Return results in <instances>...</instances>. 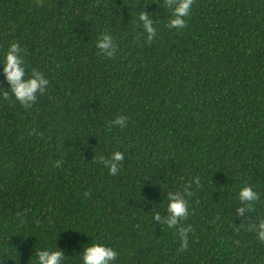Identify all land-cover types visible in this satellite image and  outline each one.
I'll return each mask as SVG.
<instances>
[{"label": "trees", "instance_id": "16d2710c", "mask_svg": "<svg viewBox=\"0 0 264 264\" xmlns=\"http://www.w3.org/2000/svg\"><path fill=\"white\" fill-rule=\"evenodd\" d=\"M166 3L0 0V60L16 43L26 76L49 81L29 107L0 99V264L55 247L80 264L92 242L112 264H264V0H193L182 29ZM104 33L112 58L95 47ZM170 193L188 207L172 228L152 220Z\"/></svg>", "mask_w": 264, "mask_h": 264}, {"label": "clouds", "instance_id": "9594fccd", "mask_svg": "<svg viewBox=\"0 0 264 264\" xmlns=\"http://www.w3.org/2000/svg\"><path fill=\"white\" fill-rule=\"evenodd\" d=\"M193 0H167L166 6L171 8V18L168 21V27L182 29L185 27V18L190 14ZM138 19L142 24L146 40L151 41L156 34L153 27V21L149 18L148 13L140 12ZM95 47L100 50L106 58H112L117 51V45L113 41L110 34H101L95 40ZM21 49L18 44L12 43L8 50L0 60V74L7 85L0 88V99H7L9 92L11 96L20 105L29 107L36 100L37 93L44 92L49 81L45 79L38 71L33 69L30 75L26 76V68L21 58ZM127 122L126 116H118L109 124L123 128ZM124 159V153L114 151L109 159H102V163L108 169L109 174L115 175L118 170L119 162ZM237 199L240 205L249 206L251 210L252 202L258 199V193L251 186L245 185L240 188L237 193ZM245 211L244 207H238L237 213L242 215ZM167 215L160 216V212L152 215V220L164 223L167 227L172 228L177 225L180 220L188 215V207L185 199L178 193H170L166 206ZM186 229L180 230L181 248L187 247V237L184 235ZM256 237L264 242V221H260L255 225ZM36 264H63L65 257L62 250L55 247V250L42 248L36 251ZM117 252L111 246L103 243H89L83 247L79 253L80 264H112L116 259ZM4 264V261L2 262Z\"/></svg>", "mask_w": 264, "mask_h": 264}]
</instances>
